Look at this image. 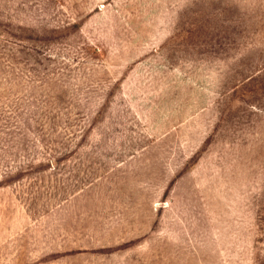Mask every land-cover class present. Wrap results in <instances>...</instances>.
I'll list each match as a JSON object with an SVG mask.
<instances>
[{"label": "rangeland", "instance_id": "obj_1", "mask_svg": "<svg viewBox=\"0 0 264 264\" xmlns=\"http://www.w3.org/2000/svg\"><path fill=\"white\" fill-rule=\"evenodd\" d=\"M0 264H264V0H0Z\"/></svg>", "mask_w": 264, "mask_h": 264}]
</instances>
